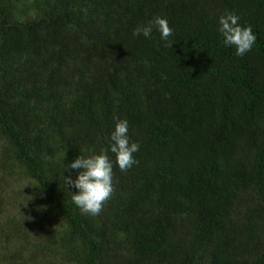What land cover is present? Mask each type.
Listing matches in <instances>:
<instances>
[{
	"label": "trees",
	"instance_id": "obj_1",
	"mask_svg": "<svg viewBox=\"0 0 264 264\" xmlns=\"http://www.w3.org/2000/svg\"><path fill=\"white\" fill-rule=\"evenodd\" d=\"M226 12L256 36L243 56ZM157 16L167 41L133 35ZM119 119L140 146L126 171ZM101 150L114 191L94 216L64 176ZM4 168L33 183L23 218L1 220L0 192L4 245L25 238L33 264H264V0H0Z\"/></svg>",
	"mask_w": 264,
	"mask_h": 264
},
{
	"label": "clouds",
	"instance_id": "obj_2",
	"mask_svg": "<svg viewBox=\"0 0 264 264\" xmlns=\"http://www.w3.org/2000/svg\"><path fill=\"white\" fill-rule=\"evenodd\" d=\"M240 17L232 12H226L219 17L218 31L223 36V42L226 46H234L237 56H243L251 51L256 41L251 26H241ZM156 28L162 39L165 41L173 35L168 21L159 16L150 20L146 25L137 26L133 35H143L149 37ZM112 144L110 151L115 154L116 164L121 171H126L136 161L133 153L139 150L138 143H129L128 121L119 119L115 124V129L111 134ZM101 150L99 154L89 156L79 155L67 168L78 169L75 179L64 176L65 183L78 190L72 195L73 203L79 207L82 213L98 215L106 201H108L114 191L112 181V162L109 160L106 152Z\"/></svg>",
	"mask_w": 264,
	"mask_h": 264
},
{
	"label": "rangeland",
	"instance_id": "obj_3",
	"mask_svg": "<svg viewBox=\"0 0 264 264\" xmlns=\"http://www.w3.org/2000/svg\"><path fill=\"white\" fill-rule=\"evenodd\" d=\"M32 182L24 179L20 174L8 175L6 169H0V192L9 202L1 216V220L6 216L23 218V203L27 189L32 186ZM29 208V206L27 205ZM39 211H42L40 209ZM48 229H54L59 224V217L52 212L44 213ZM28 240L16 239L4 245L0 235V264H33L27 256ZM60 264V263H58Z\"/></svg>",
	"mask_w": 264,
	"mask_h": 264
}]
</instances>
